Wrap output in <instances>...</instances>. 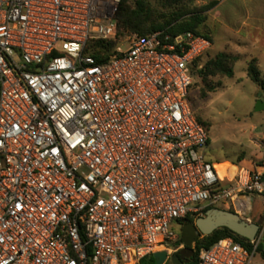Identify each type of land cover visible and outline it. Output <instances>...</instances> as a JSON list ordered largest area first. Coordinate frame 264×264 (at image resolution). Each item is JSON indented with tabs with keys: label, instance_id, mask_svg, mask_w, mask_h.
<instances>
[{
	"label": "built area",
	"instance_id": "obj_1",
	"mask_svg": "<svg viewBox=\"0 0 264 264\" xmlns=\"http://www.w3.org/2000/svg\"><path fill=\"white\" fill-rule=\"evenodd\" d=\"M119 3L0 0V264L168 261L173 222L240 195L264 207V170L221 175L188 103L209 39L133 34L105 62L86 53L115 38ZM249 241L193 264H252Z\"/></svg>",
	"mask_w": 264,
	"mask_h": 264
},
{
	"label": "rangeland",
	"instance_id": "obj_2",
	"mask_svg": "<svg viewBox=\"0 0 264 264\" xmlns=\"http://www.w3.org/2000/svg\"><path fill=\"white\" fill-rule=\"evenodd\" d=\"M209 1L197 0L195 5L200 7ZM248 1L253 2L222 0L219 7L207 12L201 30L211 37L212 45L201 58V65L222 52L238 56V60L234 64L232 78L216 76L210 80L218 88L205 99L200 96L204 84L196 77L188 95V103L195 117L209 124L206 157L214 163L225 164L219 169L220 174L227 167L239 163L245 167L257 166V170L259 166L264 168V109L256 111L257 102L264 103V91L247 76L249 62L256 59V65L264 77V29L252 28L249 22H245L248 13L244 12V5L249 4ZM262 3L264 5V1ZM129 36L124 37L119 44H125ZM126 48L127 45H124L123 50ZM254 199L249 216L241 212L238 214L247 223L259 225L255 238L259 244H264V220L259 219L256 223L251 217L259 212L264 214V207L259 197L255 196ZM215 207L235 211L231 206L229 209L224 208L222 203ZM181 228V225L173 222L172 230L177 234V240L169 245L171 250L182 248V245L177 246ZM252 264H264L259 253L255 254Z\"/></svg>",
	"mask_w": 264,
	"mask_h": 264
},
{
	"label": "trees",
	"instance_id": "obj_3",
	"mask_svg": "<svg viewBox=\"0 0 264 264\" xmlns=\"http://www.w3.org/2000/svg\"><path fill=\"white\" fill-rule=\"evenodd\" d=\"M196 1L197 0H120L115 15V38L91 40L87 45V53L93 56L98 63L105 62L113 55L115 47L119 45L122 39L133 34L146 37L155 32H162L164 35L175 37L182 33L192 32L211 41V37L208 36L207 33H203L201 27L204 26L207 19V12L212 10L218 4V1L210 0L200 7L195 5ZM201 58L195 61V66H198ZM237 60L238 56L222 52L218 53L213 58L207 59L201 69L194 70L193 77H196L204 84L200 91L201 98L205 99L209 93L214 92L218 88L210 83L212 78L216 76L233 77L234 64ZM247 76L264 91V77L261 75L256 65V59H252L249 62ZM196 119L208 132L209 124L201 121L199 118ZM231 208L234 209L233 204H231ZM210 209L212 208L205 209L203 214ZM251 217L257 221L256 223L259 222V219L264 220V214H262V212L255 213ZM194 221L193 217L188 216L178 224L182 226L185 223H192ZM227 237H233L237 241L250 246L249 240L238 236L228 228H219L208 236L201 235L195 242L193 247L194 256L190 264L196 261L198 252L201 248H208L217 240ZM257 253L260 254L264 262L263 243L258 245ZM140 264L156 263L153 256L150 255L144 258Z\"/></svg>",
	"mask_w": 264,
	"mask_h": 264
},
{
	"label": "water",
	"instance_id": "obj_4",
	"mask_svg": "<svg viewBox=\"0 0 264 264\" xmlns=\"http://www.w3.org/2000/svg\"><path fill=\"white\" fill-rule=\"evenodd\" d=\"M261 109H264V103L258 101L256 104V111ZM252 203V197L240 195L238 199L233 202L235 211L217 208L210 209L203 216L195 219L194 222L183 224L180 242L177 243V246L182 245V248L179 252L171 255L169 258L171 264H189L194 256L192 247L195 242L201 235L208 236L219 228H228L242 238L254 240L259 231V225L247 223L238 214L241 212L243 215L249 216ZM152 256L156 264H164L167 259V251H158L153 253Z\"/></svg>",
	"mask_w": 264,
	"mask_h": 264
},
{
	"label": "crops",
	"instance_id": "obj_5",
	"mask_svg": "<svg viewBox=\"0 0 264 264\" xmlns=\"http://www.w3.org/2000/svg\"><path fill=\"white\" fill-rule=\"evenodd\" d=\"M252 1H253L252 3H250L248 1L249 4L245 3V5H244V7H245L244 12L248 13L247 19L245 20V22H247V23L249 22L252 28L264 29V5L262 3L264 0H252ZM221 3H222V0H219L218 4L215 6L214 9L219 7L221 5ZM255 42L257 43L259 41L255 40ZM208 160L214 165V167L217 171H220L219 169L225 165V164L214 163L210 159H208ZM239 165H241V163H239L238 165H232V166H239ZM256 167L257 166L248 167V168L256 169ZM259 167H260L259 171L264 170V168L262 166H259ZM222 174H223V172L221 173V175ZM252 206H254V201L252 203Z\"/></svg>",
	"mask_w": 264,
	"mask_h": 264
},
{
	"label": "flooded vegetation",
	"instance_id": "obj_6",
	"mask_svg": "<svg viewBox=\"0 0 264 264\" xmlns=\"http://www.w3.org/2000/svg\"><path fill=\"white\" fill-rule=\"evenodd\" d=\"M215 208H217V209H221V208H218V207H213L212 209H215ZM192 249H193V247H192ZM194 251V250H193ZM177 252H179V250L177 251ZM165 264H171V261L170 260H168V261H166V263Z\"/></svg>",
	"mask_w": 264,
	"mask_h": 264
}]
</instances>
